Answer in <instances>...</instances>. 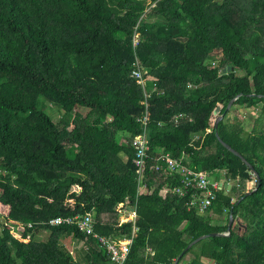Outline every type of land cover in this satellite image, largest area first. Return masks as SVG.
<instances>
[{
    "label": "trees",
    "instance_id": "1",
    "mask_svg": "<svg viewBox=\"0 0 264 264\" xmlns=\"http://www.w3.org/2000/svg\"><path fill=\"white\" fill-rule=\"evenodd\" d=\"M144 89L149 153L137 193L131 140ZM158 150L223 170L229 189L199 212L190 192L174 191L179 173L154 168ZM120 201L136 203L134 222L118 221ZM0 203V264H113L74 223H49L86 211L111 238L135 228L123 264H264V0H0Z\"/></svg>",
    "mask_w": 264,
    "mask_h": 264
},
{
    "label": "built area",
    "instance_id": "2",
    "mask_svg": "<svg viewBox=\"0 0 264 264\" xmlns=\"http://www.w3.org/2000/svg\"><path fill=\"white\" fill-rule=\"evenodd\" d=\"M154 4L155 1H151L148 7ZM132 42L133 45H136L138 42L137 31L133 34ZM132 74L136 77V81L140 82L142 85H144L145 79L150 77L147 74L143 75V71L141 70L140 63L137 58L134 61ZM153 79L155 80L154 77ZM144 93L145 99H143L142 102L144 103L145 108L144 111L137 116V120L141 124V130L136 133L131 140L135 149L133 159L137 174V193L142 191L146 186L144 177L146 158L149 153V143L146 134V125L149 118L148 102L146 99L148 92L144 89ZM162 164H164L166 169L176 171L180 174L181 184L175 186L174 191H177L181 195L190 192L191 196L187 201L188 205L194 206L201 213L211 205L217 190L226 189L223 185L224 179H212L209 176V172L191 167L189 164L184 162L183 155L174 156L169 151L158 150L157 163L154 165V168L160 169L163 167L161 166ZM253 181H255V179H253ZM116 209L118 211L119 222L126 220L135 221L137 216L136 203L130 205L127 202L120 201L117 203ZM62 222L74 223L80 231L85 233L88 237H91V240H93L94 244L98 248L106 250L109 259L113 264H123L125 261L132 242V236L135 229L134 227L130 236H123L114 239L109 235L99 233L95 230V219L93 214L89 211L74 215H56L49 219V223L51 224H58Z\"/></svg>",
    "mask_w": 264,
    "mask_h": 264
},
{
    "label": "rangeland",
    "instance_id": "3",
    "mask_svg": "<svg viewBox=\"0 0 264 264\" xmlns=\"http://www.w3.org/2000/svg\"><path fill=\"white\" fill-rule=\"evenodd\" d=\"M148 16V15H147ZM219 50L218 49H215L212 53H211V62H212V59H215L216 55H218V52ZM43 98H46L44 97L43 95L39 96V99H41V103H40V106H43V108L54 118V119H57L62 110L60 109L59 106H57L56 104H54L53 102L49 101L48 99H43ZM238 109H239V112L241 113L242 116H245L247 117V115H249L248 113H252V114H255L256 115V108L255 107H252L250 109H245L244 107L242 106H237ZM234 111L229 107L228 108V111L226 113L225 116L227 117H231V119H234ZM216 117V116H215ZM210 175V178H219L221 179L222 177H224V172L221 171V170H218V171H215V172H212V173H209ZM254 183L255 181H251L250 183V186H248L249 184L247 183V188H251L252 186H254ZM253 188V187H252ZM79 190V188H78ZM235 199V198H233ZM9 210V207L5 204H2L0 203V215H4L8 212ZM222 222L224 220H221ZM17 224H13L12 227H16ZM49 234V232L47 230H34L32 233H31V236L34 238V239H39V238H44V237H47ZM189 259V255H185L184 258L180 261L179 264H186V262L188 261ZM208 264H214L213 261H207Z\"/></svg>",
    "mask_w": 264,
    "mask_h": 264
},
{
    "label": "water",
    "instance_id": "4",
    "mask_svg": "<svg viewBox=\"0 0 264 264\" xmlns=\"http://www.w3.org/2000/svg\"><path fill=\"white\" fill-rule=\"evenodd\" d=\"M228 68H230L229 65H228ZM236 97H237V95H236L235 97H233L232 99H230V101H229V102L227 103V105H226V109H228V108L230 107V105H231L233 99H235ZM217 109H219V107H218ZM222 116H223V114H222V113H219V114L214 118V120H213V125L216 126L218 120H219ZM220 140H221L222 143H223L225 146H227L230 150H232L234 153L240 155L241 158H242V160L245 161V162L249 165L250 169H251L254 173H256L255 170H254V168H253V166H252V164H250V163L245 159V157H244L239 151H237L235 148L231 147L228 143H226L225 141H223L221 138H220ZM256 176L258 177V174H256ZM230 184H231V183H230L229 181H227V180L223 182V185H224V187H226V189H229ZM253 189H255V187H253V188L247 190L246 192H247V193H248V192H251ZM238 200H239V199H237V201H238ZM232 220H233V216H232V213H230V214H229V218H228V228H230L231 223H232ZM218 233H220V232L214 231V232L203 233V234L198 235L197 237L193 238L192 240H190V241L187 243V245L184 247V249L181 251V253H182L185 249H187L188 247H190L192 244H194L195 242H197L199 239H201L202 237H204V236H206V235H214V234H218ZM181 253H180V254H181ZM180 254H179V255H180ZM178 257H179V256H177V257L174 259L173 264H177Z\"/></svg>",
    "mask_w": 264,
    "mask_h": 264
},
{
    "label": "crops",
    "instance_id": "5",
    "mask_svg": "<svg viewBox=\"0 0 264 264\" xmlns=\"http://www.w3.org/2000/svg\"><path fill=\"white\" fill-rule=\"evenodd\" d=\"M221 171H223V170H221ZM221 179H224V181H226L224 177H222ZM251 181H252V180H251ZM251 181L248 182V184H249L248 186H250ZM76 190H78V188H77ZM78 191H79V190H78ZM220 222H222V221H220Z\"/></svg>",
    "mask_w": 264,
    "mask_h": 264
}]
</instances>
